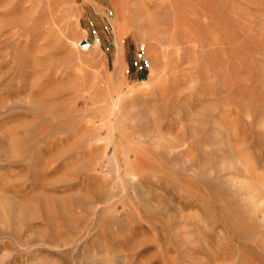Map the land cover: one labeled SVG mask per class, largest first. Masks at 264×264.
Returning a JSON list of instances; mask_svg holds the SVG:
<instances>
[{
	"label": "rangeland",
	"instance_id": "374dc122",
	"mask_svg": "<svg viewBox=\"0 0 264 264\" xmlns=\"http://www.w3.org/2000/svg\"><path fill=\"white\" fill-rule=\"evenodd\" d=\"M0 264H264V0H0Z\"/></svg>",
	"mask_w": 264,
	"mask_h": 264
},
{
	"label": "bare ground",
	"instance_id": "6f19581e",
	"mask_svg": "<svg viewBox=\"0 0 264 264\" xmlns=\"http://www.w3.org/2000/svg\"><path fill=\"white\" fill-rule=\"evenodd\" d=\"M12 32V31H11ZM44 202V201H43ZM49 203V202H48ZM40 206V205H39ZM43 214L45 215V219H51L54 216V209H52L51 205L44 204L43 207Z\"/></svg>",
	"mask_w": 264,
	"mask_h": 264
},
{
	"label": "built area",
	"instance_id": "2783aa9c",
	"mask_svg": "<svg viewBox=\"0 0 264 264\" xmlns=\"http://www.w3.org/2000/svg\"><path fill=\"white\" fill-rule=\"evenodd\" d=\"M112 14L110 11H107L106 17H110ZM86 41V40H85ZM143 46H140V50L138 51V55L141 56Z\"/></svg>",
	"mask_w": 264,
	"mask_h": 264
},
{
	"label": "water",
	"instance_id": "95a60500",
	"mask_svg": "<svg viewBox=\"0 0 264 264\" xmlns=\"http://www.w3.org/2000/svg\"><path fill=\"white\" fill-rule=\"evenodd\" d=\"M81 45H82V46H86V45H87V41H85V40H81Z\"/></svg>",
	"mask_w": 264,
	"mask_h": 264
}]
</instances>
